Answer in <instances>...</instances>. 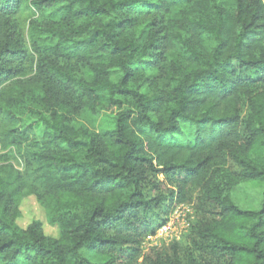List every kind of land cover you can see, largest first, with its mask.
<instances>
[{"label":"trees","instance_id":"1","mask_svg":"<svg viewBox=\"0 0 264 264\" xmlns=\"http://www.w3.org/2000/svg\"><path fill=\"white\" fill-rule=\"evenodd\" d=\"M192 188L147 264H264V0H0V264H137Z\"/></svg>","mask_w":264,"mask_h":264},{"label":"rangeland","instance_id":"2","mask_svg":"<svg viewBox=\"0 0 264 264\" xmlns=\"http://www.w3.org/2000/svg\"><path fill=\"white\" fill-rule=\"evenodd\" d=\"M32 13L30 11L22 12L21 19L25 22V19L30 17ZM115 110V109H114ZM107 113L111 111H105ZM247 107L243 106L242 108V116H246ZM12 161L15 164V167L18 170H22V162L17 154L14 155V159ZM252 183H246L244 186H249L248 192L242 194V196L254 195L257 191V188L252 186ZM184 220L188 223V230L183 232L179 236V241L181 242L182 248L185 253L190 251H195L193 245L188 238L189 229L197 220H205L206 218H211V213L209 207L206 203H204L200 197L199 191L192 188L189 191V202L184 203ZM20 215L16 218L15 223L20 228H26L32 221H40L42 224L43 232L46 236L57 238L59 236V228L57 225H51L48 222L47 213L45 208L37 201L34 195H27L23 197L19 204ZM162 222V220H159ZM157 230V229H156ZM165 235H161L155 237L153 240L147 239V236L144 238L140 251L141 255L138 259L137 264H147L148 262L144 259L148 257H153L157 252L164 253L168 251L167 247L171 244ZM156 248V249H154ZM197 255L196 251L194 252Z\"/></svg>","mask_w":264,"mask_h":264},{"label":"built area","instance_id":"3","mask_svg":"<svg viewBox=\"0 0 264 264\" xmlns=\"http://www.w3.org/2000/svg\"><path fill=\"white\" fill-rule=\"evenodd\" d=\"M184 203H174L171 212L163 220L154 234L148 235L147 239L165 235L168 240H178L179 236L188 230V223L184 220Z\"/></svg>","mask_w":264,"mask_h":264}]
</instances>
